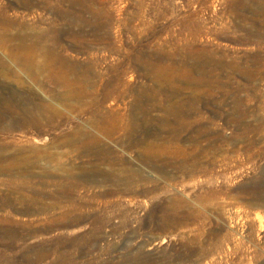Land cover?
Masks as SVG:
<instances>
[{
	"label": "rangeland",
	"instance_id": "obj_1",
	"mask_svg": "<svg viewBox=\"0 0 264 264\" xmlns=\"http://www.w3.org/2000/svg\"><path fill=\"white\" fill-rule=\"evenodd\" d=\"M19 25L55 48L42 86ZM0 39L43 101L0 124V264H264V0H0Z\"/></svg>",
	"mask_w": 264,
	"mask_h": 264
},
{
	"label": "bare ground",
	"instance_id": "obj_2",
	"mask_svg": "<svg viewBox=\"0 0 264 264\" xmlns=\"http://www.w3.org/2000/svg\"><path fill=\"white\" fill-rule=\"evenodd\" d=\"M24 1V0H23ZM74 4V3H73ZM22 5V4H21ZM24 6V5H23ZM28 6V5H27ZM4 15V14H3ZM72 15V14H71ZM70 15V16H71ZM65 16V15H64ZM68 17V16H67ZM63 18V17H62ZM76 18V17H75ZM74 19V18H73ZM78 19V18H77ZM73 22V21H72ZM75 22V21H74ZM4 23V22H3ZM18 24V23H17ZM16 24V25H17ZM22 24V23H21ZM5 26H6V28H11V27H14L15 26V23H13L12 21H9L8 19H7V21H6V23H5ZM18 28V27H17ZM20 28V29H19ZM19 31L20 32H17V34L16 35H14V37H12V38H9L7 41H8V43H10L9 42V40H11V42H14V44H15V46H14V48H12V49H10V52H9V61H11L12 63H14V65H15V63L17 64H19V66H21V68H17V69H19V70H23V71H28L29 73H33V74H35L36 76H34L35 77V79L34 80H36V82L38 81V82H40V85L42 86L43 85V80H41L40 81V79H38L37 78V75H39V74H43V69L45 68V69H47L46 67L49 65V63H47V64H44L43 65V59H41V61H38L37 59H36V56H37V54L39 53L41 56H42V58H43V54H45V56L46 55H48L49 54V52H51L50 51V49L49 50H44V48H43V39L45 38L44 36H43V32H41V33H35L33 36H29V35H27V34H23V32H25L24 30L26 29V27H25V25H19ZM8 29H6V33L7 32H9V30ZM11 32H12V30H11ZM16 33V32H15ZM32 34V33H31ZM81 35V34H80ZM3 38V37H2ZM5 39V38H4ZM46 39V38H45ZM75 39V38H74ZM6 40H2V39H0V43L3 45L2 47L4 48L5 46H6ZM86 40V39H85ZM16 42V43H15ZM76 42V41H75ZM84 42V41H83ZM45 43V42H44ZM53 43V42H52ZM14 44H12V45H14ZM54 44V43H53ZM8 45V44H7ZM11 45V44H10ZM55 45V44H54ZM49 47H51V46H49ZM83 47V46H82ZM6 48H7V46H6ZM5 48V49H6ZM8 48H9V46H8ZM55 49V48H54ZM54 49H51V50H54ZM77 49H79V47L77 48ZM2 51V50H1ZM0 51V52H1ZM9 51V50H8ZM2 53V52H1ZM5 53H7V52H5ZM4 53V54H5ZM52 53V52H51ZM5 55H7V54H5ZM2 57V56H1ZM47 57V56H46ZM54 58V57H53ZM52 59V58H51ZM47 60V59H46ZM57 60V59H56ZM11 63V64H12ZM149 66H151L152 67V61H149L148 63H147ZM140 65V64H139ZM10 66H8V63H6V61H3L1 58H0V81L2 80V79H5V78H10V77H12V78H14V79H16V83L18 84H20L19 86H22L23 87V89L26 91L25 92V95L26 96H24L23 98H25V99H28V101H29V98L30 99H32V98H34V99H38V100H40V104L39 105H37V107H35V110H36V114H34V112L30 109L31 107H29V105L28 104H26L25 103V99H22V102H20V99H21V97H20V99H19V96L16 94V93H12L11 94V100L12 101H14L15 102V105H11V104H9V105H7V106H4V104L3 105H0V124L1 123H3L4 122V120L5 119H11L12 120V126H11V129H14V130H27V131H29V132H31V131H33V130H37V129H40L41 128V126H42V124H43V101L41 100V99H39V96L37 95V93L33 90V87L31 86V85H29L28 83H27V81L25 82V80L23 79V78H21L20 76H19V74L18 73H15L14 71L15 70H13V71H10L11 69L9 68ZM50 68H52V66H50ZM8 69V70H7ZM10 69V70H9ZM1 70H6V71H8V72H2ZM17 72V71H16ZM19 73H21V72H19ZM24 73V72H23ZM60 73H62L63 74V76H61V77H59V78H56L58 81H64V82H68V83H70L67 79H65V76L66 75H64V73L63 72H60ZM25 74V73H24ZM28 74V73H27ZM26 74V75H27ZM21 75V74H20ZM55 76V75H54ZM31 77V76H30ZM28 78H29V75H28ZM7 79H5V81H6ZM29 80H30V78H29ZM152 81V80H151ZM32 83V82H31ZM1 86V85H0ZM7 87V86H6ZM108 88V90L107 89H105L106 91L104 92V101H109L111 98H112V96H114V91H111V90H109V86H105L104 88ZM1 88V87H0ZM2 88H3V86H2ZM8 88V87H7ZM2 90V89H1ZM152 91V90H151ZM94 95V94H93ZM103 95V94H102ZM82 96V95H81ZM145 96H147V95H145ZM144 96V97H145ZM73 97V96H72ZM98 97V96H97ZM78 98H80V97H78ZM0 99H1V97H0ZM102 99V100H103ZM154 99V98H153ZM2 100V99H1ZM141 100H143V98L141 99ZM5 101H7V100H5ZM5 101L3 100V102L5 103ZM27 101V102H28ZM150 101V100H149ZM146 102H147V100H146ZM9 103V102H8ZM151 103V102H150ZM34 104V103H33ZM18 105V107H20L21 109H20V112H19V108L18 107H16ZM192 108V107H191ZM193 110V109H192ZM192 112H194V111H192ZM174 114V113H173ZM180 114V113H179ZM186 114H188V113H186ZM181 115H183V117L185 116V114L183 113H181ZM190 115H191V113H190ZM177 116H179L178 114H177ZM187 116V115H186ZM168 120H170V119H168ZM168 120H166L167 122H168ZM174 121H175V119H174ZM167 122H166V124H167ZM149 123V122H148ZM151 123V122H150ZM163 123H164V121H163ZM169 123V122H168ZM173 124H175V122L173 123ZM177 124V123H176ZM186 124V123H185ZM187 125V124H186ZM182 126V125H181ZM180 126V127H181ZM176 127V126H175ZM166 128V127H165ZM167 128H168V126H167ZM169 128H170V126H169ZM174 128V127H173ZM179 128V127H178ZM245 128H247L246 126H245ZM160 130V129H159ZM166 130V129H165ZM184 130V129H183ZM195 130V129H194ZM170 131V130H169ZM200 131V130H199ZM172 132H174V131H172ZM177 132V131H176ZM154 133H156V132H154ZM202 133V132H201ZM147 134V133H146ZM183 134V133H182ZM181 135V134H180ZM151 136H152V134H151ZM197 136H198V134H197ZM176 137H177V135H176ZM145 138H148V137H146L145 136ZM190 138H191V136H190ZM176 139V138H175ZM177 139H178V137H177ZM94 142H97V141H94ZM93 142V143H94ZM144 142V141H143ZM86 144V143H85ZM152 144H154V143H152ZM151 145V144H150ZM85 146H87V145H85ZM153 145H151V147H152ZM158 146V145H157ZM150 147V146H149ZM150 147V148H151ZM154 147V146H153ZM152 147V148H153ZM87 148V147H86ZM151 148V149H152ZM156 148V147H155ZM149 149V148H148ZM147 149V150H148ZM153 150V149H152ZM151 150V151H152ZM165 150V149H164ZM143 151V150H142ZM148 152V151H147ZM143 154V153H142ZM160 154V153H159ZM163 154V153H162ZM36 155H38V154H36ZM169 155H171V154H169ZM144 156V155H143ZM146 156H147V154H146ZM141 157H142V155H141ZM170 158V157H169ZM0 159H2V158H0ZM143 159V158H142ZM162 159V158H161ZM167 159V158H166ZM3 160V159H2ZM145 160V159H144ZM179 160H181V159H179ZM184 161V160H183ZM0 162H1V160H0ZM172 162V161H171ZM180 162V161H179ZM31 162H26V166L28 167L29 166V164H30ZM181 163V162H180ZM185 163V162H184ZM183 163V164H184ZM165 164V163H164ZM168 164V163H167ZM175 164H177V163H175ZM187 164V163H186ZM185 164V165H186ZM9 165V164H8ZM7 165V166H8ZM32 165V164H31ZM30 165V166H31ZM34 165V164H33ZM184 165V166H185ZM194 165V164H193ZM10 166H11V168H16L17 166H16V164H11L10 163V165H9V168H10ZM153 166V165H152ZM165 166V165H164ZM183 166V165H182ZM6 167V166H5ZM4 167V168H5ZM32 167V166H31ZM159 167V166H158ZM4 168H2V166L0 167V180L2 179L1 177L4 175V173H6L7 171H9V168L7 167L6 169H8L7 171H6V169H4ZM30 168V167H29ZM154 168V167H153ZM163 168V167H162ZM12 169V170H13ZM14 170H16V169H14ZM13 170V171H14ZM6 171V172H5ZM6 175V174H5ZM10 175V174H9ZM8 182V181H7ZM17 182V181H16ZM6 184V183H5ZM9 184V183H8ZM18 184V183H17ZM16 185V184H15ZM17 188V187H16ZM18 189H19V187H18ZM17 189V190H18ZM12 190H14V189H12ZM33 206V205H32ZM36 206V205H35ZM34 207V206H33ZM28 225V224H27ZM255 227H256V234H257V237H258V239L260 240L261 238H263L264 239V223H263V219H262V217H258L257 219H256V224H255ZM29 229V228H28ZM27 229V230H28ZM5 230V229H4ZM30 230V229H29ZM38 231V230H37ZM42 231V230H41ZM12 232V231H11ZM16 234V233H15ZM14 234V235H15ZM96 234V233H95ZM99 236V235H98ZM21 237V236H20ZM102 238H103V236H102ZM158 244H160V245H164L165 244V240H163V241H161V243H158ZM157 250V248L156 249H154L153 250V252H155ZM167 252V251H166ZM162 253V252H161ZM170 253H172V252H170ZM149 254V253H148ZM154 254V253H153ZM162 255V254H161ZM42 257V256H41ZM150 257H152V256H150ZM46 257H44V259H45ZM129 258V257H128ZM132 259V258H131ZM125 260V259H124ZM9 261V260H8ZM44 261V260H43ZM127 261V260H126ZM129 261V260H128ZM133 261H135V260H133ZM132 261V262H133ZM137 261V260H136ZM4 262V261H3ZM130 262V261H129ZM138 262V261H137ZM9 263V262H8ZM110 263V262H109ZM134 263V262H133ZM128 264V263H127ZM132 264V263H131Z\"/></svg>",
	"mask_w": 264,
	"mask_h": 264
}]
</instances>
